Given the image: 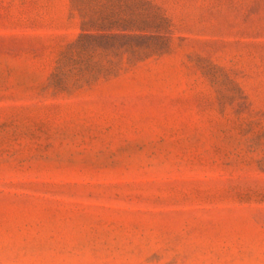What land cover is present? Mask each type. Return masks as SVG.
<instances>
[{"label": "rangeland", "instance_id": "1", "mask_svg": "<svg viewBox=\"0 0 264 264\" xmlns=\"http://www.w3.org/2000/svg\"><path fill=\"white\" fill-rule=\"evenodd\" d=\"M0 264H264V0H0Z\"/></svg>", "mask_w": 264, "mask_h": 264}]
</instances>
